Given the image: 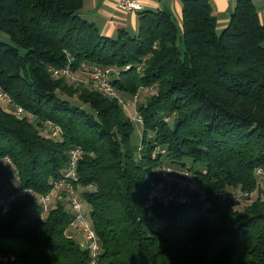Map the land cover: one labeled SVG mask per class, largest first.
Returning a JSON list of instances; mask_svg holds the SVG:
<instances>
[{"label":"trees","instance_id":"1","mask_svg":"<svg viewBox=\"0 0 264 264\" xmlns=\"http://www.w3.org/2000/svg\"><path fill=\"white\" fill-rule=\"evenodd\" d=\"M82 5L0 0L7 36L0 87L32 117L0 104V198L12 197L6 213L0 207V252L26 264H88L87 249L65 233L67 195L44 216L38 201L79 147L78 188L100 243L96 264H264L256 173L264 170V25L252 1L236 0L221 30L210 0H182L180 21L169 10L144 11L137 32L114 37L82 18ZM69 60L73 68H111L125 99L153 90L136 106L139 145L115 99L52 75ZM45 120L59 126L58 138L43 133ZM162 166L188 169L204 198L195 191L185 203L149 201ZM15 177L29 192L14 196ZM229 190L249 202L237 209Z\"/></svg>","mask_w":264,"mask_h":264},{"label":"built area","instance_id":"2","mask_svg":"<svg viewBox=\"0 0 264 264\" xmlns=\"http://www.w3.org/2000/svg\"><path fill=\"white\" fill-rule=\"evenodd\" d=\"M116 5L118 8L125 11L140 12L143 9V3L141 0H116ZM139 67L140 66H138V68ZM51 73L55 77H63L65 81L70 84L89 86L105 97L115 99L117 103L121 105V107L124 108L127 112H133V115L131 116L133 120L142 122L141 116L135 110V104L139 99L140 93L144 90H147V88L140 87L130 99H125L115 90L114 86L112 85L111 68L102 66H94L92 68H89L85 63H81L77 68H73L69 60L63 67L52 69ZM0 102L5 103V107L7 110L11 108L16 117L22 118L24 116H28L29 120L32 119L31 115L27 114L20 105L12 102L10 96L1 87ZM41 127L43 129V133H45V135L48 137L58 138L61 134L59 126L49 120L42 121ZM81 155L82 150L79 147H74L69 150L67 165L63 170L61 177L57 180L51 181L52 186L50 190L44 194L38 195V201L41 206V215L44 216L52 206V203L55 201L58 194L64 192L67 195L68 206L71 213V220L68 227H78V229L82 231L83 237L86 242V249L89 254L88 264H96L100 251V243L89 218L84 213L82 204L83 200L80 196V189L78 188L79 186L76 168ZM2 162L12 167L13 170L15 169L9 157H4L2 159ZM158 173L163 179L167 178L173 181H177V179L183 180L186 183L185 188H188L189 192L197 191L200 193V196L204 198V193L199 190L194 176L188 169H176L171 166H162L158 170ZM256 173L264 177L263 169L258 168L256 170ZM14 184L18 189L17 193L14 196L23 194L24 192H29L25 191L21 187L18 177H15ZM228 196L231 199H236V196L233 194H230ZM147 198L149 201H178L179 203H185L188 200V197L185 193H175L172 191H168L157 183H152L147 192ZM10 199L6 200L0 198V207L2 213L7 212ZM0 264L26 263L13 254H4L0 252Z\"/></svg>","mask_w":264,"mask_h":264},{"label":"crops","instance_id":"3","mask_svg":"<svg viewBox=\"0 0 264 264\" xmlns=\"http://www.w3.org/2000/svg\"><path fill=\"white\" fill-rule=\"evenodd\" d=\"M143 9L140 12L125 11L117 7L116 0H83L80 15L93 23L99 32L114 37L119 29L130 33L137 32L141 12L169 10L177 21L181 18L182 0H141ZM236 0H210L213 13L217 17V28L223 29L229 20ZM256 8L260 23L264 25V0H251ZM69 236L84 239L78 230L70 229Z\"/></svg>","mask_w":264,"mask_h":264},{"label":"rangeland","instance_id":"4","mask_svg":"<svg viewBox=\"0 0 264 264\" xmlns=\"http://www.w3.org/2000/svg\"><path fill=\"white\" fill-rule=\"evenodd\" d=\"M2 39L3 40H6L7 39V36L5 34H3V33H0V40H2ZM152 92H153V90H150L149 89V90H144V91H142L140 93L139 99H138V101L135 104V110H136L137 104L139 105L141 103V101L143 99H145L146 97H148L149 95H151ZM0 104L3 107L5 106V103H3V102H0ZM8 110L12 112V109L11 108L8 109ZM136 112H137V110H136ZM128 114L131 117L133 115V112H128ZM131 120L134 123L133 141H134V143L136 145H139L140 142H141V138H142V133H141L142 128H141V124H140L141 122H137V121L133 120L132 118H131ZM188 165H190V163ZM257 181H258V183H259V185H260V187L262 189L261 196H262V198H264V178L263 177H257ZM157 184H160L166 190L172 191V192H175V193H185V194H187L189 192L188 191V188H185L186 187V183L183 180H180V179H177V181L176 180L173 181V180H170V179H167V178H164L163 179L160 176V180H159V182H157ZM230 194H233V195L236 196V199L235 200L232 199V200L235 202L234 207H236L237 209H241L242 206L245 203L249 202V198L247 196L248 195L247 193H244V192H242V193L240 192L239 193L238 191L229 190L228 193H226L225 197L228 196V195H230ZM239 194H241V195H239ZM237 195H239V196H237ZM244 195H246V196H244ZM255 197H256V193L251 194V198L252 199H254ZM245 200H248V201H245ZM163 202H165V201H163ZM174 202H178V201H174ZM165 203H167V202H165ZM82 204H83V208L85 207V209L88 210L87 205H85L84 202ZM66 210L70 211L69 206H66ZM70 229L78 230V231H80L82 233V231L80 229H78V227L77 228H75V227H68L66 229V231H65V233L68 236H69V233L68 232L70 231ZM82 235H83V233H82ZM76 241L80 244V246L82 248H86V242H85V240L76 238Z\"/></svg>","mask_w":264,"mask_h":264}]
</instances>
